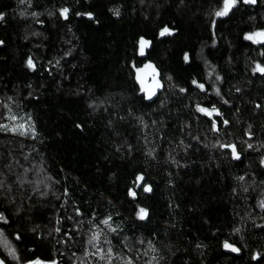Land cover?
Segmentation results:
<instances>
[{
	"label": "trees",
	"instance_id": "16d2710c",
	"mask_svg": "<svg viewBox=\"0 0 264 264\" xmlns=\"http://www.w3.org/2000/svg\"><path fill=\"white\" fill-rule=\"evenodd\" d=\"M221 6L0 0L6 264H264V73L252 70L264 42L244 39L264 28V0L214 16ZM165 26L174 31L161 36ZM149 62L163 84L151 101L136 79Z\"/></svg>",
	"mask_w": 264,
	"mask_h": 264
},
{
	"label": "snow or ice",
	"instance_id": "6c2138e0",
	"mask_svg": "<svg viewBox=\"0 0 264 264\" xmlns=\"http://www.w3.org/2000/svg\"><path fill=\"white\" fill-rule=\"evenodd\" d=\"M21 3L24 2V0H20ZM257 2V0H243V3L245 4H255ZM239 3V0H222V6L216 10L213 14L216 17H222V16H226L229 14V12L231 10H233L235 8V6ZM70 9L67 7L61 8L60 9V15L61 17H63L64 19H67V14L69 13ZM113 14L114 15H119V11L117 10H113ZM33 15H36L35 13H33ZM76 15H85L88 16L89 18L93 17V13L91 12H87V13H76ZM5 16L4 12H0V19H3ZM213 23H215V21H213ZM172 31H174L173 29L168 28L167 26H165L164 28L160 29V35L163 36L166 33H171ZM244 39L246 40H250L253 41L254 43H262L264 42V28H260L257 29L253 32H246L244 34ZM0 43H2V41H0ZM150 44V41L145 39L144 36L139 37V49H140V53L143 54L145 47L147 45ZM262 56H264V53H261ZM189 59V54L185 53L184 54V60L187 61ZM27 65L30 68L35 67L33 60L31 59V57L27 60ZM152 69L151 75H152V80L153 83L148 86L145 87V80H144V76L141 75V73L144 71V69ZM144 69L141 68H136V79L140 82L141 84V90L144 91L147 96L150 98L151 95H153L154 90L158 87H160V82L156 79V70L154 68V66L149 62L148 64L144 65ZM253 72H260V73H264V65H262L259 62H255V67L252 69ZM192 84L197 85V81L194 79L192 80ZM198 87L203 89L205 87L204 84H198ZM181 91H185L184 89H181ZM197 109L198 111L205 113L208 116H212L213 113H218V109L215 108V106H213L212 108H206V107H202L200 105H197ZM13 119H15V117H12ZM223 123L227 124L228 121H223ZM211 126L213 130L217 129V123L215 120H213L211 122ZM0 127H3L2 125H0ZM23 127V126H21ZM77 127H79V125H77ZM12 131H16L17 129L15 127H13L11 129ZM34 131V129H33ZM222 148H229L231 149L232 155L234 158H239V153L236 150V146L233 144H221L220 145ZM249 148L252 147L251 144L248 145ZM261 163L264 164V158L261 159ZM240 179H243V177H241ZM144 180V176L143 174H137L136 176V181H143ZM143 187L145 192H149L151 191V186L148 184H142L140 185ZM128 194L129 196H133L135 197L136 193L130 188L128 190ZM262 206H264V203H262ZM147 214V209L144 208H140L139 211L137 212V215L140 216L141 219L144 218V216H146ZM0 219H4V214L0 213ZM105 223H107V220L105 221ZM57 231H59V229H57ZM0 235H2V233H0ZM223 247L227 248V249H231L233 252H239L241 249L239 247H237L235 244L229 243V241L225 240L223 242ZM14 252V249L11 250ZM111 252L112 250L109 249V256L108 259H111ZM258 256H260V253H255L252 257V259H256ZM101 258L103 259V255L101 254ZM264 258V257H261ZM0 264H5V261L3 259H0ZM27 264H56L55 260H51V261H44L41 258L37 257L34 260H29L27 261ZM127 264H131V259L129 258Z\"/></svg>",
	"mask_w": 264,
	"mask_h": 264
},
{
	"label": "water",
	"instance_id": "95a60500",
	"mask_svg": "<svg viewBox=\"0 0 264 264\" xmlns=\"http://www.w3.org/2000/svg\"><path fill=\"white\" fill-rule=\"evenodd\" d=\"M156 79L160 82V87H158V88H156V89L154 90V93H153V95H151L150 98L147 96V94H146L144 91H142V92H143V95H144V97H145L146 100H149V101L153 100V99L157 96V94H158V93L162 90V88H163L162 81H161L158 77H156ZM152 83H153L152 78H151L150 80L145 81V87L150 86ZM225 249H226V250H230V251H232L231 249H227V248H225ZM0 259H2V258L0 257ZM5 264H6V263H5Z\"/></svg>",
	"mask_w": 264,
	"mask_h": 264
},
{
	"label": "rangeland",
	"instance_id": "374dc122",
	"mask_svg": "<svg viewBox=\"0 0 264 264\" xmlns=\"http://www.w3.org/2000/svg\"><path fill=\"white\" fill-rule=\"evenodd\" d=\"M134 1L139 3V4H143V3H147L148 1H151V0H134ZM262 203H264V194H262V196L260 197L259 205L262 206Z\"/></svg>",
	"mask_w": 264,
	"mask_h": 264
}]
</instances>
